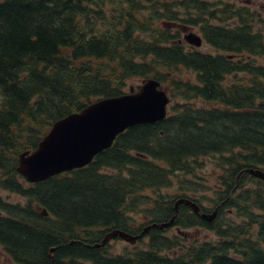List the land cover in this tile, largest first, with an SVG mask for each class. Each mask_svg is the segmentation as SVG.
<instances>
[{
  "label": "trees",
  "instance_id": "obj_1",
  "mask_svg": "<svg viewBox=\"0 0 264 264\" xmlns=\"http://www.w3.org/2000/svg\"><path fill=\"white\" fill-rule=\"evenodd\" d=\"M212 6L0 0V189L25 200L0 198V245L12 262L264 264V180L247 171L264 170V37L253 28L254 13ZM185 23L199 25L215 52L185 49L179 41ZM134 77L155 78L167 89L163 120L127 128L84 167L35 183L16 171L18 154L34 149L55 120L124 93ZM205 157L220 171L211 208L186 194L199 191L190 177ZM173 179L180 187L168 196L161 191ZM247 179L255 186L244 188ZM146 191L154 194L153 207L143 211L151 219L136 228L128 212L147 199ZM180 197L200 213L217 209L215 218L184 204L175 212ZM228 212L241 221H224ZM173 215L171 225L137 239H146L143 248L114 254L109 242L94 246L113 229L139 234ZM172 227L216 238L186 244L183 233L166 234Z\"/></svg>",
  "mask_w": 264,
  "mask_h": 264
},
{
  "label": "water",
  "instance_id": "obj_2",
  "mask_svg": "<svg viewBox=\"0 0 264 264\" xmlns=\"http://www.w3.org/2000/svg\"><path fill=\"white\" fill-rule=\"evenodd\" d=\"M183 38L197 47L202 44L201 36L193 31L187 32ZM169 101L167 92L155 78H145L136 88L129 86L128 91L122 94L98 98L79 111L55 120L34 149L18 154L16 171L28 183H35L84 167L98 153L109 148L116 136L127 128L163 120ZM247 171L264 180V170L249 168ZM179 204L188 205L200 217L209 221L217 214V209L211 213H200L199 206L184 197L175 201V212ZM174 218L175 215L167 222L147 225L139 234L134 235L113 229L106 232L101 242L94 246H101L117 237L133 244L151 227L166 228L174 222ZM51 264H54L53 258Z\"/></svg>",
  "mask_w": 264,
  "mask_h": 264
},
{
  "label": "rangeland",
  "instance_id": "obj_3",
  "mask_svg": "<svg viewBox=\"0 0 264 264\" xmlns=\"http://www.w3.org/2000/svg\"><path fill=\"white\" fill-rule=\"evenodd\" d=\"M207 2L212 3V8H222L225 5H231L232 8H245L248 10L249 13H254V19L253 21V28L256 31H261L262 36L264 37V10H262L258 5L254 4H247L245 2H238L237 0H204ZM231 21V20H230ZM229 21V22H230ZM234 21V20H232ZM213 22H216L213 20ZM179 30V29H178ZM189 31H195L199 34L200 29L199 25H191L189 23H185V27L180 29V42L184 46L185 49L192 48L194 50H197L201 53H214V49L209 46L204 40L203 44L200 47H191L183 38V36L189 32ZM202 35V34H201ZM140 80L138 78H131L127 80V86L126 90L128 91L129 86L136 87L140 84ZM165 91L168 93L167 89L165 88ZM201 162H204V166L202 169H198L196 171V174L194 177H190L191 181L196 187L199 189V191L192 192L187 191L186 194L197 198L202 206H206L211 208L213 204V198L215 197L214 191L215 189L219 188V181L217 180L218 176L220 175L219 168L217 169L214 164V159L211 157H205L201 159ZM256 181L247 179L244 183V188L246 187H253L255 186ZM180 185L176 182L175 179H173L172 187L164 188L161 192L168 196H172L174 193H176L179 189ZM239 191V190H238ZM148 199H142L141 201L138 199L137 206H134L133 211L128 212V216L131 221V226L138 228L139 226L147 223L151 217L149 215L144 214L143 211H146L149 208L153 207L152 198H154V194L151 191H146V194L144 195ZM0 198L4 202L9 203H24L25 200L21 196L10 193L5 190L0 189ZM150 199V200H149ZM227 208L224 209L225 213L227 212ZM224 221L231 220L235 223H239L241 221L240 216H236L234 213H227L223 215L222 217ZM221 221L217 223V225H220ZM179 231L180 234H184V238L186 241V244H189L191 242H205V241H211L214 240L216 237L213 232L200 230L198 228H187V227H172V229L168 230L166 234H169L170 236L176 234V232ZM178 232V234H179ZM182 236V235H181ZM145 240L138 241L135 244H129L128 242L122 240L121 238L113 239L109 242V250L111 253L119 254L122 253L123 250H131L134 247L136 248H143L145 244ZM0 264H15L12 262V259H10L9 256H7V253L5 252L4 248L0 245ZM84 264H90L89 262H85Z\"/></svg>",
  "mask_w": 264,
  "mask_h": 264
},
{
  "label": "flooded vegetation",
  "instance_id": "obj_4",
  "mask_svg": "<svg viewBox=\"0 0 264 264\" xmlns=\"http://www.w3.org/2000/svg\"><path fill=\"white\" fill-rule=\"evenodd\" d=\"M238 2H245L247 4H254V5H258L262 10H264V0H237ZM189 44V43H188ZM203 44V43H202ZM191 47H195L197 48V46L191 45L189 44ZM201 46V45H200ZM198 46V47H200ZM223 203V202H222ZM37 209H39L38 206H36ZM209 208V207H207ZM201 212V211H200ZM43 215H47L44 211L42 212Z\"/></svg>",
  "mask_w": 264,
  "mask_h": 264
},
{
  "label": "bare ground",
  "instance_id": "obj_5",
  "mask_svg": "<svg viewBox=\"0 0 264 264\" xmlns=\"http://www.w3.org/2000/svg\"><path fill=\"white\" fill-rule=\"evenodd\" d=\"M168 106H169V104L167 105V111H168ZM167 115V114H166ZM181 198V197H180ZM201 206V205H200ZM220 214V213H219ZM117 238H119V237H117ZM117 238H112V239H110L109 241H107V242H110L111 240H113V239H117ZM96 244H99V243H96ZM108 244V243H107Z\"/></svg>",
  "mask_w": 264,
  "mask_h": 264
}]
</instances>
